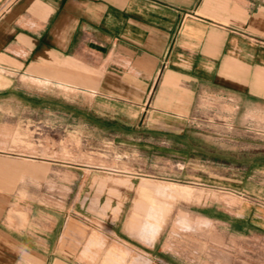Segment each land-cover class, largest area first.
Instances as JSON below:
<instances>
[{
  "label": "crops",
  "instance_id": "1",
  "mask_svg": "<svg viewBox=\"0 0 264 264\" xmlns=\"http://www.w3.org/2000/svg\"><path fill=\"white\" fill-rule=\"evenodd\" d=\"M0 71L10 73L0 85L18 74L83 84L90 96V113L83 116L106 119L129 134L168 137L167 145L187 153L246 164L249 169L240 168L232 189L238 203L231 210L207 205L204 213H218L226 228L264 237V179L257 178L264 153L208 151L260 146L242 140L241 125L264 117V0H0ZM7 94L18 97L0 86V96ZM200 118L201 126L189 124ZM224 131L232 139L212 135ZM200 132L202 144L196 142ZM187 156V165L200 163L195 154ZM79 165L64 199L0 210V264H241L221 256H186L158 232L133 235L132 229L149 226L155 209L164 206L163 196H181L176 185L166 190L162 186L169 184L141 181L139 193H145L128 215L137 219L132 224L122 214L127 189L118 187L124 200L116 214L115 200L100 203L102 194L90 205V184L99 171ZM187 176L189 183L208 185L204 174Z\"/></svg>",
  "mask_w": 264,
  "mask_h": 264
},
{
  "label": "rangeland",
  "instance_id": "2",
  "mask_svg": "<svg viewBox=\"0 0 264 264\" xmlns=\"http://www.w3.org/2000/svg\"><path fill=\"white\" fill-rule=\"evenodd\" d=\"M2 72L0 79L8 78L10 73ZM40 75L30 78L18 74L8 85H0L18 94V97L0 96V210H11L18 204L33 200L52 202L59 197L64 199L71 187L72 173L83 162L87 168L99 171L98 177L90 184L93 192L90 205L97 204L98 195L102 194L100 203L108 205L110 199L115 200L113 210L116 214L124 200L118 187L127 189L129 194L122 207L124 220H127L139 196L141 181L178 187L181 196H163L164 206L153 213L149 226L132 229L136 232L133 235L151 237L158 232L189 257L210 255L211 259H217L221 256L241 264H264L263 236L226 228L217 220L218 213L212 212L210 218L204 213L207 205L215 210L221 206L231 210L238 203L232 189L240 168L244 172L249 169L246 164H236L222 156H209L193 150L187 153L185 148H174L175 143L167 145L168 137L163 140L156 137L154 140L145 134H129L105 118L83 116L90 113V96L80 87L83 84H59L56 80L44 82L43 75ZM16 108L18 113L10 115L9 110ZM212 119L218 123L221 121L217 117ZM254 120L247 118L241 125V135L243 141L254 145L259 143V147L205 150L233 155L238 152L236 157L264 153V117ZM202 123L201 118L189 122L200 126ZM196 128L204 131L202 127ZM200 134L202 132L196 134V142L202 144L203 136ZM212 135H223L227 140L234 136L225 131ZM186 136V133L181 134L180 139ZM127 140L134 145L128 146ZM193 154L200 163L187 165V155ZM44 158L55 160L56 164H50ZM178 171L181 175L177 174ZM192 172L204 174V178L210 180H206L208 185L189 183L187 175ZM262 172L257 178L264 179V170ZM126 174L133 178L124 176ZM87 189L85 186L84 191Z\"/></svg>",
  "mask_w": 264,
  "mask_h": 264
},
{
  "label": "bare ground",
  "instance_id": "3",
  "mask_svg": "<svg viewBox=\"0 0 264 264\" xmlns=\"http://www.w3.org/2000/svg\"><path fill=\"white\" fill-rule=\"evenodd\" d=\"M8 64H9V62H8ZM142 183H143V182H142ZM146 183H147V182H146ZM152 183H153V182H152ZM152 183H151V185H152ZM148 184H149V183H148ZM145 185H146V187H145V186H143V187L147 188L148 185H147V184H145ZM149 186H150V184H149ZM157 186H158V185H157ZM161 186H162V185H161ZM161 186H160V188H161ZM140 187H141V182H140ZM154 187H155V186H154ZM168 187H169V188H172L173 186H172V185H163V186H162L163 189H166V188H168ZM145 188H144V189H145ZM152 188H153V187H152ZM152 188H151V189H152ZM160 188H159V190L162 189V188H161V189H160ZM151 189H149V191H150ZM155 190H156V189H155ZM155 190H154V191H155ZM139 191H140V190H139ZM142 191H143V190H142ZM142 191H141V192H142ZM151 191H153V190H151ZM163 191H164V190H163ZM141 192H140V193H141ZM155 192H156V191H155ZM158 192H159V191H158ZM158 192H157V193H158ZM140 193H139V194H140ZM142 193H145V192H142ZM153 194H154V193H153ZM153 194H152L151 197H153ZM142 195H144V194H141V196H142ZM146 195H151V193H147V194H145V196H143V197H146ZM157 195H158V194H157ZM159 196H160V194H159ZM159 196H158V197H159ZM148 197H149V196H148ZM148 197H147V198H148ZM155 198H157V197H155ZM159 198H160V197H159ZM159 198H157V199H159ZM150 199H152V198H150ZM143 200H144V199H143ZM143 200H142V202H144ZM147 200H148V199H147ZM159 200H161V198H160ZM138 201H139V200L134 201L133 204L136 205V203H137ZM135 202H136V203H135ZM145 202L148 203L147 201H145ZM153 202H154V201H153ZM153 202H152V204H153ZM159 202H160V201H159ZM140 203H141V202H140ZM146 203H145V204H146ZM155 203H156V202H155ZM155 203H154V205H155ZM160 203H161V202H160ZM145 204H144V205H145ZM152 204H151V206H152ZM157 204H158V203H157ZM157 204H156V205H157ZM161 204H162V203H161ZM161 204H160V205H161ZM154 205H153V206H154ZM138 206H141V204H140V205L137 204V207H138ZM146 206H147V205H146ZM157 206H158V205H157ZM135 207H136V206H135ZM135 207H134V208H135ZM143 207H144V206H143ZM134 208H133V209H134ZM155 208H156V207H155ZM160 208H161V206H160ZM135 209H136V208H135ZM135 209L133 210V213H134ZM142 209H143V208H142ZM158 209H159V208H158ZM158 209H157V210H158ZM159 210H160V209H159ZM136 211H138V210H136ZM155 211H156V209H155ZM155 211H154V212H155ZM138 213H139V211H138ZM132 215H133V214H132ZM132 215H130V217H131ZM154 215H155V214H154ZM163 215H164V214H163ZM139 216H140V215H139ZM140 218H141V216H140ZM128 219H129V221H132V222L135 221L134 223L131 222L132 224H135V223L137 224V221H136L137 219L134 220V221H133V220H130V218H128ZM133 219H134V218H133ZM155 220H156V219H155ZM161 220H162V219H161ZM138 221H139V220H138ZM129 225H130V224H129ZM136 226H137V225H136ZM147 227H148V226H147ZM142 230H143V229H142ZM144 231H145V230H144ZM152 234H153V233H152ZM148 238H149V237H148Z\"/></svg>",
  "mask_w": 264,
  "mask_h": 264
}]
</instances>
